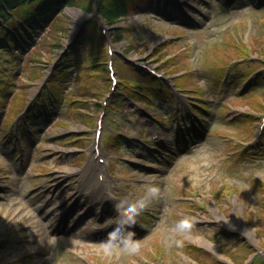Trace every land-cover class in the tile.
Masks as SVG:
<instances>
[{"label":"rangeland","instance_id":"1","mask_svg":"<svg viewBox=\"0 0 264 264\" xmlns=\"http://www.w3.org/2000/svg\"><path fill=\"white\" fill-rule=\"evenodd\" d=\"M164 1L169 3L160 10L163 11L160 15L157 11L150 14L149 11L155 10H149V1L143 0L144 8H139L127 21L107 27L108 36L112 38L117 27L120 31L124 27L134 47L127 52L128 41L112 43L119 77L135 79V72L129 71L124 62L158 67L162 73L166 72L167 75L163 73L165 80L174 77L180 86L203 94V102L208 106L206 119L210 124L203 116L194 121L188 119L192 124L190 128L179 129L184 136L180 141L174 122L178 112L182 113V107L195 99L193 93L181 92L174 100L169 92L168 96L164 94L154 99L155 103L165 106L164 118L154 107L149 109L142 103L143 109H139L141 102L135 104L124 94H112L110 102L116 103L117 97L122 99L123 109H113L103 117L101 149L105 154L102 156L111 161L113 173L107 170L105 186L99 185L96 177L90 179L86 171L92 167L90 163L94 158V132L101 112L98 105L110 88L108 77L96 74L93 71L96 68L89 64L95 53L109 47L107 42L103 45L95 28L96 23L100 27L99 23L106 20L91 17L90 11L77 6L76 0L72 4H62L57 9L61 27L58 25L47 32L48 28L43 26L30 46L22 52L12 50L15 59L0 62V93L6 97L0 128L6 131L9 124L16 125L17 120H12V116L21 112L26 104L30 110L38 106L35 124L26 125L27 140L23 142V151L19 148L20 134L16 142L8 145L7 132L0 134V264H169L167 237L171 238L173 249L184 252V245L175 243L176 239H181L196 244L225 264H242L257 249H264L259 217L253 211L257 209L261 213L264 208V184L258 182L264 183V130L257 137L258 123L264 115V81L259 77L258 84L252 82L250 85L246 78L238 76L247 66H251L254 78L264 72V0ZM218 1L226 8L218 7ZM168 8L171 9L168 13L181 9L185 15L167 14L165 9ZM88 17L94 19H87L85 25H80ZM229 26L231 30L227 31ZM250 27L254 29L251 33ZM234 35L238 42L231 38ZM81 36H95L99 40L82 41ZM56 38V43L61 45L58 48L52 45ZM195 39L199 40V62L193 59L196 55L190 54ZM34 41L40 42L37 49L31 47ZM66 44L69 45L65 48L67 51H71L73 45L80 44V48L69 66L65 65L64 78L56 84L66 91L65 97L54 99L49 112L43 111L41 116L40 109L45 103L39 96L43 87L52 85L51 74ZM247 44L251 48L249 57L244 59L240 53L242 46ZM28 50L36 52L33 60L26 58ZM2 58L4 60L5 56ZM222 65L227 70L218 73ZM199 68L201 71L196 72ZM10 73L14 74V79L7 80ZM183 75H189L187 82L178 79L177 76ZM31 76L33 80L28 79ZM144 80L149 78H138L139 83L143 84ZM222 80L224 86L220 88ZM234 83L237 89L227 91ZM222 99L226 102L219 106ZM83 113L86 118L80 121ZM25 116L21 126L27 123ZM90 117L95 124L87 127ZM248 121L252 122L248 124ZM196 122L200 128H194ZM154 129L159 131L160 137H154ZM189 130L193 131L192 135H188ZM120 133L127 137L119 146L113 139ZM101 166L106 172L105 164H97L94 169L100 170ZM244 168L259 170L256 179L261 178L256 181L251 174L241 175ZM78 169H85V172L70 176ZM225 176L235 178L238 183L224 182ZM150 180L158 183L161 191L149 207L136 214V218H140L136 231L140 233L136 235L142 239L141 249L136 253L124 251V255L123 250L122 254L120 250L105 254L99 242L108 235L109 228L105 232V227L117 222L120 211L117 201L124 194L130 197L140 194L145 182ZM229 183L236 187H227ZM254 194L257 196L255 205ZM72 199H79V207L68 212L69 219L65 212L73 204ZM69 202L72 204L68 206ZM93 207L99 208L88 213ZM103 207L108 210L105 215ZM113 211L116 218L108 219ZM145 214L150 216L146 221ZM183 216L194 218L191 230L174 233L173 223ZM260 216L264 218V211ZM234 234L247 243L236 237L229 242L220 239ZM159 244L164 248L157 254ZM182 257L184 262L200 264L189 254L184 253ZM197 260L202 264H215L200 255Z\"/></svg>","mask_w":264,"mask_h":264},{"label":"clouds","instance_id":"2","mask_svg":"<svg viewBox=\"0 0 264 264\" xmlns=\"http://www.w3.org/2000/svg\"><path fill=\"white\" fill-rule=\"evenodd\" d=\"M160 186L153 181H147L143 185V191L130 197L128 194L122 195L116 203L120 210L117 222L112 227L108 235L99 243L105 254L111 255L119 250L129 253H136L142 247V239L138 238L134 229L129 227L136 223V214L146 209L160 195ZM193 217L183 216L176 220L172 225L174 233L183 234L191 230L193 226ZM177 245H182L181 239H176Z\"/></svg>","mask_w":264,"mask_h":264},{"label":"trees","instance_id":"3","mask_svg":"<svg viewBox=\"0 0 264 264\" xmlns=\"http://www.w3.org/2000/svg\"><path fill=\"white\" fill-rule=\"evenodd\" d=\"M64 0H0V16L7 20L9 28L0 24V48L6 49L7 46H18V39L26 35L23 26L16 28L11 13L19 15L20 19L27 22L31 27L37 21H48L53 14L55 6ZM73 0H66L71 3ZM137 0H102L101 13L109 22H117L120 16L126 15L130 11V6ZM82 6L87 7L91 0H80ZM11 11V12H10ZM57 26V25H56ZM97 63V62H96ZM195 251L194 249H192Z\"/></svg>","mask_w":264,"mask_h":264}]
</instances>
